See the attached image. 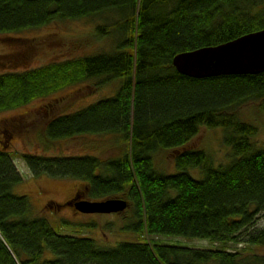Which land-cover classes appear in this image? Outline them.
Segmentation results:
<instances>
[{"label": "trees", "instance_id": "trees-1", "mask_svg": "<svg viewBox=\"0 0 264 264\" xmlns=\"http://www.w3.org/2000/svg\"><path fill=\"white\" fill-rule=\"evenodd\" d=\"M80 17L98 19L96 34L110 39V47L0 72V111L83 82L100 88L118 81L114 94L49 116L42 139L112 133L116 155L21 157L34 176L81 180L76 195L84 199H125L123 211L131 209L129 228L138 236L102 247L33 214L29 197L13 192L23 179L0 140V264H264V254L229 246H264V226L254 229L264 212V147L255 144L257 126L240 118L246 105L264 106V72L194 78L173 64L178 53L263 29L264 0H0V32ZM55 101L48 110L61 99ZM202 126L223 129L228 163L216 165L205 150L186 148L175 156L176 171L157 167L159 149L185 147ZM74 198L59 206L75 208ZM157 236L206 239L215 246L163 243Z\"/></svg>", "mask_w": 264, "mask_h": 264}, {"label": "rangeland", "instance_id": "rangeland-1", "mask_svg": "<svg viewBox=\"0 0 264 264\" xmlns=\"http://www.w3.org/2000/svg\"><path fill=\"white\" fill-rule=\"evenodd\" d=\"M95 18L80 17L50 22L40 27L14 32H0V72L23 71L54 60H63L110 47V39H101L96 34ZM19 38L16 39L15 38ZM119 86L118 81L97 88L92 82L68 86L50 97L36 99L14 109L0 111V140L12 151L22 181L13 192L27 195L35 215L47 216L62 233L91 237L102 247L116 246L125 240H135L137 234L129 228L135 218L131 209L120 213H83L71 205L59 206L71 200L82 189V181L71 177H52L46 174L34 176L21 157V153L46 155H77L93 153L106 158L116 155L117 135L112 133H86L57 141H43L46 119L56 113L71 112L107 95H112ZM61 102L48 110L47 103ZM255 101L243 107L240 118L257 126L254 137L257 147H264V106ZM1 146V142H0ZM205 150L216 165L231 160L229 145L224 143L221 127L202 126L199 133L185 146L177 149H159L154 155L157 167L167 173L176 171L175 156L183 149ZM198 176V169L190 168ZM80 195V194H79ZM81 198H84L80 195ZM74 198V199H75ZM115 198V197H114ZM117 198V197H116ZM264 226V212L260 213L254 229ZM163 243L214 247L215 243L200 238L185 239L176 236H157ZM230 249L264 254V246H253L247 242L229 244ZM246 249V250H245ZM45 256H52L46 250Z\"/></svg>", "mask_w": 264, "mask_h": 264}, {"label": "water", "instance_id": "water-1", "mask_svg": "<svg viewBox=\"0 0 264 264\" xmlns=\"http://www.w3.org/2000/svg\"><path fill=\"white\" fill-rule=\"evenodd\" d=\"M173 64L180 73L194 78L264 72V28L225 43L178 53ZM73 204L83 213H116L128 206L122 198L89 200L80 196Z\"/></svg>", "mask_w": 264, "mask_h": 264}, {"label": "flooded vegetation", "instance_id": "flooded-vegetation-1", "mask_svg": "<svg viewBox=\"0 0 264 264\" xmlns=\"http://www.w3.org/2000/svg\"><path fill=\"white\" fill-rule=\"evenodd\" d=\"M74 198V197H73Z\"/></svg>", "mask_w": 264, "mask_h": 264}]
</instances>
